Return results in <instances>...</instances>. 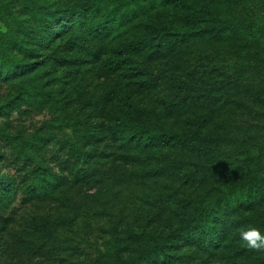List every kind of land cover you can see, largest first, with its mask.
Instances as JSON below:
<instances>
[{
  "label": "trees",
  "instance_id": "trees-1",
  "mask_svg": "<svg viewBox=\"0 0 264 264\" xmlns=\"http://www.w3.org/2000/svg\"><path fill=\"white\" fill-rule=\"evenodd\" d=\"M239 1L0 0V82L10 86L0 104V161L14 184L0 176V221L6 209L39 212L0 224V264H185L181 249L226 264L264 261L240 239L249 228L264 235V148L251 143L238 165L227 151L246 143L242 119L234 125V110H213L242 107L237 98L264 105V15L233 14ZM74 13L75 25L58 30ZM75 27L79 34L57 42L61 51L97 40L91 55L100 63L90 73L116 86L97 121L79 99L67 103L59 76L48 78L32 47L53 54ZM211 42L234 54L226 71L152 68L155 54L192 56V46ZM11 197L19 200L8 207Z\"/></svg>",
  "mask_w": 264,
  "mask_h": 264
},
{
  "label": "rangeland",
  "instance_id": "rangeland-1",
  "mask_svg": "<svg viewBox=\"0 0 264 264\" xmlns=\"http://www.w3.org/2000/svg\"><path fill=\"white\" fill-rule=\"evenodd\" d=\"M42 3L49 4L50 6H55L59 0H39ZM232 13L241 16L242 18H249V19H256L260 16L264 15V0H241L238 4H234L231 6ZM73 17V18H72ZM71 20H74L72 22L73 25H75L76 22V13L74 15H70L66 17L65 19H60L62 23L58 24V30L63 31L62 28L65 26V24H69ZM76 29H72L66 32V34L58 38L56 42L51 46V51L53 54H55L54 57L59 58V60H62V58L68 60L67 64L62 65H56L54 64L53 60L51 58H47V56H44V54H51L49 51H47L46 48H43L40 45L33 44L32 47L34 48L35 52L38 54L35 58L36 60H40L43 58L44 66L42 68H48V78L52 79L53 81L57 76L59 78L57 79V85L56 87H61L62 93H66L65 98L67 100V103H71L73 99H79L80 103L77 104V107L87 108L90 112H93L94 114L91 116V120L97 121L99 118V113L104 109V107L107 105V94L110 93L111 90H115L116 86L115 84H109L104 81L102 78H95L90 73L91 70L93 72L94 68L99 65V61H95L93 59L91 53L92 50L95 49L98 45L97 40L90 39L88 44L85 45V43H82V45L78 46L70 44V46L67 47L65 51H61L63 49L64 44H58L60 42H64L67 38H70L72 35L79 34L80 31L77 30L79 28L75 27ZM27 37L29 39H33L36 36L35 28L30 24L28 26V29L26 30ZM64 34V33H63ZM25 37V36H24ZM58 42V43H57ZM211 48V51H207L203 48ZM196 49H199V51H195ZM230 48H227L226 46L222 45L221 43H207L205 45H194L190 48V51L193 52V55L191 56L189 52L183 51L180 58H173L172 54L165 56L164 58L161 57L160 54H155V59L151 62L156 69H163L164 72L171 71L173 69L175 70H181L185 71L186 66L188 64H192L193 71L197 72L198 70L202 72L203 70L208 71V69L216 70L217 72H221L223 70L226 71V69L229 68L230 64L232 63V60L234 59V54L231 53L230 55L227 53V51ZM218 51H221V53H216ZM203 59L201 62L199 60ZM70 60H72V63H70ZM42 62V63H43ZM191 68V67H190ZM201 77L208 78L210 81H213L216 77L215 74H211L209 76L202 75ZM10 93V86L8 83L0 82V104L4 101V98L8 96ZM88 99L90 102L89 104H83L84 100ZM236 102L243 101V106L239 107L238 105H231V104H225L222 105H215L218 106L214 108L213 110L219 111V112H230L231 110H234V115L240 117L239 120L236 119L232 124L239 125L240 119H242L241 122H243L244 125L241 126L240 134H242L245 137L246 143L243 145H237L233 144L232 148H230L227 151V154L229 156L234 157V160L238 165H240L243 158V152L244 150L253 142L258 141L259 144H262V147L264 148V105L261 107L259 106H252L249 102L242 98L235 99ZM20 107H24V105H19ZM246 108V109H245ZM208 107L205 108L207 110ZM204 110V108H203ZM7 111V108L3 107L0 109L1 113H5ZM14 114L11 115V118H13ZM29 116H31L34 119H41L43 116L37 114L35 115L34 112H30ZM213 118H219L222 116V114L213 113L210 115ZM94 118V119H93ZM214 120V119H212ZM250 125V126H248ZM257 132V133H255ZM2 151V150H1ZM183 158V156H182ZM173 159V158H172ZM263 164H264V155L262 156ZM175 170H179V167H176ZM0 176L4 178V182L7 183L10 188H13L14 184H10V179L8 178V172L4 168L3 162L0 161ZM148 178L149 180L156 181L157 178H153L155 175L151 173V171L148 172ZM162 180L166 181V178H161ZM161 182V181H160ZM134 194H132L135 198H138L140 196V193L142 189L140 187H136L133 185ZM158 195H157V201L158 203L161 202L162 197V191L163 189H158ZM12 193V192H11ZM10 193V195H11ZM5 194H0V196ZM12 196V195H11ZM19 198H14V203L11 198H7V200L4 201V203H7L8 207L14 206L17 204ZM137 200V199H136ZM11 205V206H10ZM1 209V208H0ZM90 209V207H89ZM11 209H6V212L2 211V217L3 219L0 221V224L2 223H9L10 221L13 222V224H23L26 222L25 220H20V218L23 217H29L31 214L39 215L38 210L32 211L29 209V207L24 208V210L17 211L15 213L10 212ZM92 210V209H90ZM186 250V249H185ZM184 249H181L182 254H186L187 257H183V261L185 264H226L223 259L220 258L218 255L213 254H204L197 253L195 255H192L190 253H187ZM1 253V252H0ZM1 256V254H0ZM185 256V255H184ZM223 261V262H222ZM264 262V261H263ZM261 262L260 264H264ZM143 264H147L146 260L142 262ZM244 264H254L253 262L247 260L244 262Z\"/></svg>",
  "mask_w": 264,
  "mask_h": 264
},
{
  "label": "clouds",
  "instance_id": "clouds-1",
  "mask_svg": "<svg viewBox=\"0 0 264 264\" xmlns=\"http://www.w3.org/2000/svg\"><path fill=\"white\" fill-rule=\"evenodd\" d=\"M6 31V29H4ZM240 239L245 242L252 251H264V235L256 228H249L247 231H241Z\"/></svg>",
  "mask_w": 264,
  "mask_h": 264
}]
</instances>
